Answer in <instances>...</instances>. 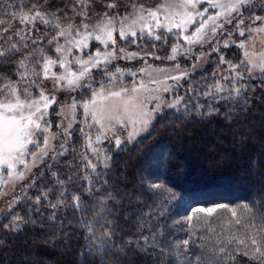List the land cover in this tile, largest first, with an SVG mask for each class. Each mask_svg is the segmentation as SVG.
<instances>
[{"label":"snow or ice","instance_id":"6c2138e0","mask_svg":"<svg viewBox=\"0 0 264 264\" xmlns=\"http://www.w3.org/2000/svg\"><path fill=\"white\" fill-rule=\"evenodd\" d=\"M69 2L71 8L64 0L0 4V186L13 189L0 207V244L38 227L67 236L68 227L80 229L85 264H130V254L144 264H264V186L238 203L217 202L213 192H173L146 163L140 197L166 195L125 229L120 219L131 216L123 173L109 179L120 150L151 135L168 110L203 116L202 95L217 101L208 114L230 118L221 101L247 113L255 82L264 88V0ZM149 57L172 63L154 67ZM204 57V64L215 63L211 77L181 95ZM138 61L151 71L129 66ZM77 140L82 146L73 148L78 159L67 174L52 171L49 161L69 154ZM170 156L162 150L157 163ZM0 195L8 193L0 187ZM174 202L187 204L179 219L170 211Z\"/></svg>","mask_w":264,"mask_h":264},{"label":"trees","instance_id":"16d2710c","mask_svg":"<svg viewBox=\"0 0 264 264\" xmlns=\"http://www.w3.org/2000/svg\"><path fill=\"white\" fill-rule=\"evenodd\" d=\"M98 2L102 3L103 0ZM2 3L3 0H0V4ZM56 3L60 4V0H56ZM64 3L71 8L69 0H64ZM3 18L0 14V19ZM16 26L19 27L18 21ZM121 46L130 47V42L129 45L121 43ZM131 50L135 48L131 47ZM157 54L162 58L166 56L162 50ZM237 54L239 53L233 50L230 55ZM180 62L184 64L183 60ZM125 63L120 61L121 66ZM147 63L162 67L170 66L172 62L149 57ZM190 63L191 61L188 65ZM141 64L145 66L143 61L132 62L129 66L135 68ZM200 64L196 67V71L186 78L184 87L179 89L181 95H184L185 88L189 85L202 86V78L211 77L215 63H202L203 67ZM3 69L4 63L0 62V71ZM255 85V94L251 96L246 114L223 101L219 102L218 106L222 112H227L230 118H225L222 114H208L207 105L209 103L216 105L217 101L206 100L200 95L199 102L205 105L203 109L205 115L198 116L195 112H190L187 115L177 116L174 110H168L167 115L159 119L155 127L150 130L151 135H146L135 146L127 145L120 150V154L114 160V168L109 179L111 180L117 172L123 173L121 178L125 183L121 185V190L127 192L124 207L127 208V215H130L131 219L125 223L126 216L121 217V227L128 229L133 226L140 211L147 213L150 207L155 210L166 195L158 191L152 198L147 195L140 197L139 176L143 174L141 169L146 163L152 165L153 172L159 175L166 187L171 188L173 192L177 194L213 192L218 194L215 197L217 202L238 203L264 186V99H262L264 88L260 86L259 81H256ZM189 97L191 104L197 102L196 95L190 93ZM189 97H186V102L189 101ZM56 143L58 146L59 141ZM81 146L82 141L77 140L72 147H69V154L55 161H49L56 165L52 171L59 169L67 174L68 165L74 159H78L71 154L73 148L79 151ZM32 150L35 151V148ZM162 150L170 152L171 156L163 158V163H157L156 157ZM36 175L39 177L43 173L37 172ZM0 187L4 189L3 185ZM15 194H22L18 185ZM11 195H0V207L6 206V201ZM140 199L143 200L142 203L139 202ZM186 208V203L177 205L174 202L170 207V211L174 213L173 218L179 219L185 215ZM218 222L213 221V224ZM56 224L58 225L59 221ZM199 226L204 227L203 220L200 221ZM64 232L72 234L61 236L56 227H38L35 232L29 229L16 239L9 238L0 244V264H85L79 257V245L83 243L80 229L65 227ZM41 235L49 237L55 235L56 239L45 241L40 238ZM129 261L130 264H144L142 258L133 257L131 254Z\"/></svg>","mask_w":264,"mask_h":264},{"label":"rangeland","instance_id":"374dc122","mask_svg":"<svg viewBox=\"0 0 264 264\" xmlns=\"http://www.w3.org/2000/svg\"><path fill=\"white\" fill-rule=\"evenodd\" d=\"M257 1H259V0H257ZM121 46V45H120ZM261 50V48H260V46H259V44H257V47H256V51L257 52H259ZM206 58L207 57H204L200 62H201V64L202 63H204V61L206 60ZM200 64V63H199ZM200 64V65H201ZM190 65H191V63H190ZM190 65H189V71H191V68H190ZM140 67H146V66H144V65H140V66H135V68H133V70H136V69H139ZM154 67H159V66H154ZM170 66H162L161 68H169ZM197 67H198V65H197ZM148 71H151V69H148L147 67H146V72H148ZM144 78H145V80L147 81V76L145 75L144 76ZM131 78L129 77V80H130ZM138 79H139V76H138ZM61 102H63V100L61 101ZM59 108V105H57V109ZM54 116V118H55V114H53ZM53 118V119H54ZM5 179H6V177H5ZM4 186V189L3 190H5V192H8V195L10 194H12L13 193V189H12V187H11V185H3ZM15 191V190H14Z\"/></svg>","mask_w":264,"mask_h":264}]
</instances>
